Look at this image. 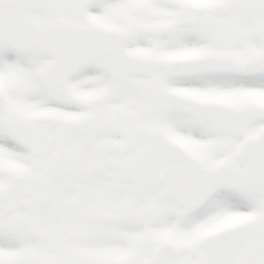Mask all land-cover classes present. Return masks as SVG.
Instances as JSON below:
<instances>
[{"label": "snow or ice", "instance_id": "snow-or-ice-1", "mask_svg": "<svg viewBox=\"0 0 264 264\" xmlns=\"http://www.w3.org/2000/svg\"><path fill=\"white\" fill-rule=\"evenodd\" d=\"M0 264H264V0H0Z\"/></svg>", "mask_w": 264, "mask_h": 264}]
</instances>
